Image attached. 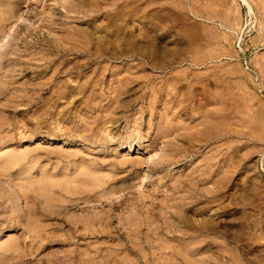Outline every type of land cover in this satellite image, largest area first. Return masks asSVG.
I'll use <instances>...</instances> for the list:
<instances>
[{"label":"rangeland","instance_id":"1","mask_svg":"<svg viewBox=\"0 0 264 264\" xmlns=\"http://www.w3.org/2000/svg\"><path fill=\"white\" fill-rule=\"evenodd\" d=\"M0 264H264V0H0Z\"/></svg>","mask_w":264,"mask_h":264}]
</instances>
